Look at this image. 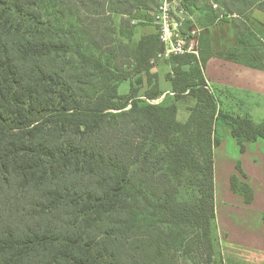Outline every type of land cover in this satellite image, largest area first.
<instances>
[{"label": "trees", "instance_id": "obj_1", "mask_svg": "<svg viewBox=\"0 0 264 264\" xmlns=\"http://www.w3.org/2000/svg\"><path fill=\"white\" fill-rule=\"evenodd\" d=\"M156 3L53 0L98 49L116 39L114 15L152 10ZM256 4L264 11V0ZM40 13L38 0H0V264H140L139 256L123 252L127 241L147 238L163 254L185 238L188 227L196 231L204 263L222 264L214 259L212 236L214 148L220 143L215 121L229 127L240 152L247 142L264 139V123L219 109L203 74L211 54L208 31L200 35L198 57L169 59L174 99H195L187 119L179 121L175 100L147 101L161 95L150 63L160 47L157 34L142 37L134 48L119 44V57L131 50L123 62L135 75L144 73L148 84L138 97L137 77L121 95L118 86L132 72L70 60V45L48 38ZM218 17L210 7L199 24L205 30ZM227 21L237 44L226 56L262 68L253 30ZM236 170L246 178L240 162ZM183 183L196 188V199L178 197ZM230 186L252 201L251 186L236 173Z\"/></svg>", "mask_w": 264, "mask_h": 264}, {"label": "rangeland", "instance_id": "obj_2", "mask_svg": "<svg viewBox=\"0 0 264 264\" xmlns=\"http://www.w3.org/2000/svg\"><path fill=\"white\" fill-rule=\"evenodd\" d=\"M163 1L164 0H157V3L152 10H144V12L140 11L138 12L139 14H137V16L135 17H133L132 15L126 16L125 20H128V22L124 21V26H122L123 33L122 31L116 32V39L114 43L112 42L107 46L106 49L108 50H106L105 48L98 49L96 47H91L90 45H88L89 36L82 32L81 26L77 24L76 20L71 14H69L68 12L59 13L58 8H56L53 4V0H38V10L41 11L40 14L42 15L44 31L48 38L50 36V38H52L53 40L61 39L62 41L70 45V60L78 61L80 63L84 62L87 64L92 62L95 66L98 63L118 74H121L122 72H132L133 81H136L137 77L140 76L133 73L132 66L129 67L128 65L129 62H123V60L129 61L131 50L124 49L122 53L125 56L124 58H120L118 54L122 51V49L119 48V44L121 42L127 43L130 47L134 48L133 45L136 44L138 33V31L136 30L135 34L134 29L136 26L145 27L147 25H151L152 27H154L155 34H158L159 25L155 20V13L157 12L159 6L163 3ZM176 1L177 3L182 4L187 13L193 17L194 21L198 25H200V17L204 16L210 7L219 16L217 19L218 21H227L228 19H231L238 25H240L241 22L246 23L248 27L253 30L255 35L252 45L254 51L257 50L261 55L264 54V13L257 9L256 1L258 0H253L255 3L250 5L238 2L236 0ZM222 2H225L226 4L223 5ZM231 8L236 10L235 13L228 12V9ZM190 25L191 22H185L183 24V31H187ZM200 26L203 27L202 25ZM127 28L132 29L133 34H131ZM49 31H51L50 34ZM203 31H207V29L204 30L203 28L201 34L203 33ZM128 33H130V35ZM166 62L163 63L162 61H158L156 63L157 71L162 74L163 86H165L164 78L167 77L168 73H171L170 71L173 65L170 61H168L169 64ZM146 84L147 83H144L142 85L135 84V87H137L138 89V97L143 96L144 92L146 91L145 88H147ZM162 85L161 87L163 88ZM118 90L119 94L121 95L129 93V83L126 81L121 83ZM189 103L190 98L179 100L176 103L177 119L179 121H185L187 119L188 111L186 107ZM215 130L218 136L220 134V143L217 147L214 148V187L216 184L217 198L219 199L218 207L221 211L222 206H224V204H221V198L225 197L226 192L233 191L230 190V179L228 180V176L229 178H231L232 174L234 173L229 174L230 171H232L234 167L236 168V165L240 162L241 167L244 169L246 167L250 176H252V178L256 180L253 182L261 183L260 176L261 173H264V160L259 159L261 155L259 151L256 152V156L258 158L253 157L254 152H252V150H250L248 156L242 160L240 155L246 152L247 146L244 152H240L239 146L236 140L231 135L228 126L223 124L221 120H217ZM254 187L258 189V187H256V184ZM251 188L253 189L252 186ZM239 195L242 196L241 194ZM197 196L198 192L196 188L193 186H189L187 183H183L178 191V197L180 199L193 200L196 199ZM240 198H242L243 202L246 204L243 196ZM254 198L255 209L264 208V196L261 192V188L256 193ZM250 203L252 202H249L248 204ZM219 218L222 223V221L226 219V216L223 215L224 220L222 219L221 215ZM162 226L165 230H169L167 225ZM212 226L214 229L216 228V226L220 227L218 220L216 221L214 219L212 221ZM182 232L185 238H183L178 244H176L175 248L167 247L163 254L157 253L154 250V246L151 248L148 243V241L150 240L147 238L139 239L135 242L127 241L126 245L123 246V252L127 255L133 254L136 257L139 256L141 258L140 264H205L201 258V254L198 252L195 246V229L188 227Z\"/></svg>", "mask_w": 264, "mask_h": 264}, {"label": "crops", "instance_id": "obj_3", "mask_svg": "<svg viewBox=\"0 0 264 264\" xmlns=\"http://www.w3.org/2000/svg\"><path fill=\"white\" fill-rule=\"evenodd\" d=\"M140 11L144 12L143 9H139L134 11L131 15L135 17ZM260 11L264 13V11ZM125 17L126 15L123 16L120 14L113 16L116 32L122 31V26H124L123 19L125 22H128V20H125ZM127 29L133 34L132 29ZM134 30L135 34L136 30L138 31L136 38L137 41L136 44L133 45L134 47L142 37L155 34L154 27L151 25L145 27L136 26ZM207 31L210 38L211 54L204 64L203 74L208 86L216 97L219 109L223 113L232 116H239L254 123H264V60L262 61V68H255L237 62L226 56L225 51L235 47L237 44L235 29L231 22L217 20L207 28ZM130 33L128 34L130 35ZM168 61L169 60H165L162 62L168 63ZM156 67V65L153 66L151 72L157 74L161 95L152 100L147 99V101L157 104L173 102L175 99L170 81L165 77V86H163L162 74L157 71ZM139 76L142 78L141 85L147 83L144 73L139 74ZM125 81L129 83V88L131 81L134 82L132 76L121 83ZM146 86L148 88V84H146ZM147 88H145V90H147ZM186 98H190V103L186 107L189 115V108L194 105L195 99L191 96L185 95L179 100ZM179 100H175V102L177 103ZM216 122L217 120L215 121V128ZM246 144V152L240 155L242 160L248 156L250 150L254 152L253 157L255 158H258L256 152L259 151L261 154L259 159L264 160V140L262 138H258L256 141L247 142ZM242 169L246 173V178L239 175L235 167L229 174L236 173L241 179L253 187L252 190L254 193L253 200L251 201L252 203L245 204L242 198H240L242 196L237 192L228 191L226 192L225 197L221 198V204H224V206H222L220 211L218 207L219 199L217 198L216 184L214 187V219L216 221L218 220L220 224V227L216 226L215 229L212 226V236L215 240L214 259L220 260L222 264H264V222L262 219L264 208L255 209L254 207V197L260 188L264 196V173H261V183H258L253 182L256 180L250 176L246 167L245 169ZM229 179L228 176V180ZM255 184L258 189L254 187ZM220 215L222 216V219L223 215L226 216V219H223L224 221H222V223L219 218Z\"/></svg>", "mask_w": 264, "mask_h": 264}, {"label": "built area", "instance_id": "obj_4", "mask_svg": "<svg viewBox=\"0 0 264 264\" xmlns=\"http://www.w3.org/2000/svg\"><path fill=\"white\" fill-rule=\"evenodd\" d=\"M155 20L159 25L157 36L160 47L150 59L153 66L158 61L169 60L172 56L193 54L198 57L203 27L194 21L181 3L164 0L155 13ZM187 21L191 25L187 31H183V24Z\"/></svg>", "mask_w": 264, "mask_h": 264}]
</instances>
